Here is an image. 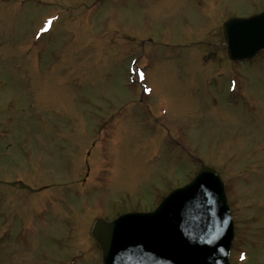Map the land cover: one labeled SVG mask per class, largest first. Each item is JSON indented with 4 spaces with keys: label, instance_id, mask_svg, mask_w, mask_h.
I'll list each match as a JSON object with an SVG mask.
<instances>
[{
    "label": "rangeland",
    "instance_id": "rangeland-1",
    "mask_svg": "<svg viewBox=\"0 0 264 264\" xmlns=\"http://www.w3.org/2000/svg\"><path fill=\"white\" fill-rule=\"evenodd\" d=\"M94 1L0 0V264H102L98 214L150 210L202 165L226 187L231 264H264V51L234 64L222 35L264 0Z\"/></svg>",
    "mask_w": 264,
    "mask_h": 264
},
{
    "label": "water",
    "instance_id": "water-1",
    "mask_svg": "<svg viewBox=\"0 0 264 264\" xmlns=\"http://www.w3.org/2000/svg\"><path fill=\"white\" fill-rule=\"evenodd\" d=\"M224 37L230 59L253 57L264 48V12L229 21ZM93 235L104 264H229L234 229L220 177L204 167L154 212L97 221Z\"/></svg>",
    "mask_w": 264,
    "mask_h": 264
},
{
    "label": "snow or ice",
    "instance_id": "snow-or-ice-1",
    "mask_svg": "<svg viewBox=\"0 0 264 264\" xmlns=\"http://www.w3.org/2000/svg\"><path fill=\"white\" fill-rule=\"evenodd\" d=\"M50 23H51L50 20L49 21H45V25L46 26L40 29V33L46 32L48 30L47 25H49ZM37 35H39V33ZM139 75H140V78L143 79V73H139ZM145 91H150V90L149 89H145ZM241 258L243 259V254L241 255Z\"/></svg>",
    "mask_w": 264,
    "mask_h": 264
}]
</instances>
